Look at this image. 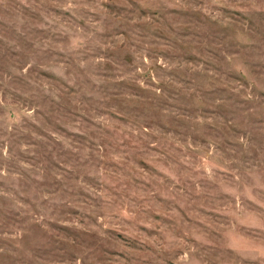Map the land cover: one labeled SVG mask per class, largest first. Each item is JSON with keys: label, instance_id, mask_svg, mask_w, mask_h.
<instances>
[{"label": "rangeland", "instance_id": "374dc122", "mask_svg": "<svg viewBox=\"0 0 264 264\" xmlns=\"http://www.w3.org/2000/svg\"><path fill=\"white\" fill-rule=\"evenodd\" d=\"M0 264H264V0H0Z\"/></svg>", "mask_w": 264, "mask_h": 264}]
</instances>
